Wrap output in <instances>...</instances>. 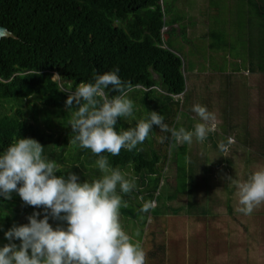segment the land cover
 Returning a JSON list of instances; mask_svg holds the SVG:
<instances>
[{
    "label": "trees",
    "instance_id": "trees-1",
    "mask_svg": "<svg viewBox=\"0 0 264 264\" xmlns=\"http://www.w3.org/2000/svg\"><path fill=\"white\" fill-rule=\"evenodd\" d=\"M210 2L215 7L212 10L208 7L209 12L213 14L214 11L213 19L216 21L235 7L249 12L246 19L239 17L233 21L244 30V34L249 35L247 53L251 64L264 71V0H234L231 8L225 0ZM97 9H102L105 14L99 16L100 23L93 22V17L99 14ZM182 18L183 13L172 11L167 0H0V24L10 31V34L0 37V152L13 139L33 138L44 146V151L48 152L47 159L58 164L57 175L78 171L81 181L91 179V176L86 178L88 173L91 175V168L98 170L96 166L92 167L98 157L91 150L73 144L71 155L74 161L70 167H64L65 159L61 151L56 150L57 146L66 147L73 134L69 122L75 105L71 110L66 108L68 92L74 91L80 82H92L95 74L117 68L127 96L134 102V114L129 117L132 123L127 118H120L117 130L135 127L137 120L147 118L151 111L162 115L170 128L172 125L177 128L175 117L194 90L186 87L183 59L170 45L169 31L175 32L174 24ZM163 25L170 26L165 37L161 31ZM184 28L180 25L183 37ZM239 31L233 36L240 38ZM139 37H143L138 46L144 53L145 69L159 76L158 79L152 78L151 82L131 77L126 65L131 55L139 50L135 40ZM228 37L231 36L220 27L211 26L205 38L209 40V47L220 49L228 47ZM63 49L78 55L79 74L74 69L63 71L61 66L66 64L61 54ZM36 51L42 54L45 51V56L41 60L35 59V63L29 62V54ZM54 71L69 80L54 78ZM155 86H159L161 91ZM106 91L110 96L118 94L111 88ZM181 92L182 98L176 97ZM140 109H145L146 113L140 115ZM236 123L232 127L238 126L239 122ZM169 134L154 125L143 144L138 145L140 151L122 149L118 156L104 153L112 167H131L137 175L138 190L123 197L129 206L121 210L124 215L134 216L140 224H145L150 213H159L157 207L147 214L140 213L142 204L139 197L143 196L148 201L155 198L156 191L160 193L159 171L167 159ZM155 135L160 139L157 140ZM81 153L83 163H89L80 171L76 169L79 167L76 162ZM189 163L186 207L191 214L205 213L206 206L196 199L197 174L202 166L192 159ZM177 194L174 188L168 195L176 197ZM5 201L0 196V207ZM40 209L44 212L42 207ZM141 216L144 219H140ZM150 232L155 243L149 255L156 256V263L163 264L165 245L155 239L154 229Z\"/></svg>",
    "mask_w": 264,
    "mask_h": 264
},
{
    "label": "rangeland",
    "instance_id": "rangeland-1",
    "mask_svg": "<svg viewBox=\"0 0 264 264\" xmlns=\"http://www.w3.org/2000/svg\"><path fill=\"white\" fill-rule=\"evenodd\" d=\"M167 1L172 5V11L183 13V18L174 24L177 28L175 32L169 31L170 26L164 27L163 36L169 31L170 45L183 59L186 87L194 89L175 117L177 129H193L196 120L191 109L198 102L213 112L219 123L217 130L209 133L203 142L194 139L190 146L183 144L173 148L171 134L167 136V159L159 171L160 193L156 191L153 199L159 213H150L151 221L147 218L145 224H140L134 216L124 215L121 210V223L132 239L143 246L147 253L146 264H159L154 256L148 254L155 243L154 235L150 232L153 229L155 239L165 245L163 257L166 264H264V204L250 215L239 212L237 189L227 179L231 176L244 181L251 172L264 165V71L251 64L247 51L238 42L241 38L232 36L239 30L237 34L244 35V30L239 29L233 19H246L249 12L235 7L229 10L232 16L225 13L219 18L220 21H216L209 12V8L212 10L215 7L210 0ZM225 1L229 3L230 0ZM228 7L231 8V5ZM97 10L99 14L93 17V22L100 23L99 16L105 14L102 9ZM180 25L185 26L184 37L180 33ZM211 26L220 27L231 36L227 38L230 41L228 47L218 49L208 46L209 40L205 37ZM135 40L139 50L126 63L130 76L143 78L146 82H151L152 78L158 79L156 73L145 69L144 53L138 46L143 37ZM61 54L66 59V64L61 66L63 71L74 69L79 74L78 55L68 49H63ZM44 56L45 51L44 54L36 51L29 54L28 60L35 63V59L41 60ZM53 77L59 81L69 80L61 78L57 71H54ZM138 86L147 88L143 84ZM157 88L161 91L159 86ZM145 111L140 109V115ZM127 121L132 123L133 120L127 118ZM237 121L238 126L232 127ZM154 137L160 139L158 135ZM229 137L234 142L224 157L219 143H226ZM73 147L70 142L66 147H56L65 159L64 167L73 164ZM47 155L48 152L44 151L43 156L47 158ZM83 158L81 153L76 162L79 165L77 170L88 166L89 162L83 163ZM190 159L202 166L197 174L196 199L206 206L205 213L191 214L186 207ZM122 170L135 176L131 167ZM89 172L91 175L88 173L86 178L100 175L99 170L93 168ZM174 188L178 194L171 197L168 194ZM37 211L41 213L39 219H43L44 212L40 208L26 205L18 193L13 192L12 199L6 200L0 207V247L9 243L4 235L7 230L14 224L29 223L27 217ZM49 222L53 227L60 223L53 219ZM12 242L20 244L19 240Z\"/></svg>",
    "mask_w": 264,
    "mask_h": 264
},
{
    "label": "clouds",
    "instance_id": "clouds-1",
    "mask_svg": "<svg viewBox=\"0 0 264 264\" xmlns=\"http://www.w3.org/2000/svg\"><path fill=\"white\" fill-rule=\"evenodd\" d=\"M118 72L117 68L95 74L92 82H80L68 92L66 101L68 110L75 105L69 122L73 133L70 144L89 149L98 157V177L81 181L72 171L57 175L58 164L43 156L44 146L33 138L13 139L0 152V196L11 200L15 192L26 205L44 210L43 219H39V211L34 212L27 217L29 223L14 224L4 233L9 243L0 247V264H146L143 246L121 223L120 210L129 206L123 197L138 190L137 177L112 167L104 153L118 156L122 149L140 151L138 145L143 144L154 125L171 134L173 148L190 146L194 139L203 142L217 130L219 122L213 112L197 103L191 109L196 120L192 130L170 128L162 115L151 111L147 118L138 119L135 127L118 131L119 119L134 114V102L127 96ZM109 88L118 94L110 96L106 91ZM233 142L229 137L226 143H219L224 157ZM227 179L237 189L239 212L250 215L264 204V165L244 181L231 176ZM139 200L140 213L147 214L157 207L154 200L145 201L143 196ZM50 219L60 223L53 227Z\"/></svg>",
    "mask_w": 264,
    "mask_h": 264
},
{
    "label": "crops",
    "instance_id": "crops-1",
    "mask_svg": "<svg viewBox=\"0 0 264 264\" xmlns=\"http://www.w3.org/2000/svg\"><path fill=\"white\" fill-rule=\"evenodd\" d=\"M234 0H230L229 1V4H232L231 2H233ZM226 4H227V2H226ZM225 13H228L230 16H232V13H230V11H227V12H225ZM210 14H212L211 12H210ZM213 14H214V11H213ZM233 36V35H232ZM253 36H255L254 34H253ZM236 38H237V36H235ZM239 37L241 38L240 39V41H238L239 43H240V45L242 46V48H245V50L246 51H249L248 49H249V47H250V42H249V40H248V38H249V35L246 33V34H244V35H239ZM253 46L255 45V43H253L252 44ZM161 243V242H160ZM148 254H149V252H148ZM164 254H162V256H163ZM156 257V256H155ZM154 257V258H155ZM156 260V259H155ZM163 263L164 264H166V260H165V258L163 257Z\"/></svg>",
    "mask_w": 264,
    "mask_h": 264
},
{
    "label": "water",
    "instance_id": "water-1",
    "mask_svg": "<svg viewBox=\"0 0 264 264\" xmlns=\"http://www.w3.org/2000/svg\"><path fill=\"white\" fill-rule=\"evenodd\" d=\"M5 34H10V31L5 26H3L2 24H0V37L2 35H5ZM180 95H182V92L179 93V94H177L176 96H180Z\"/></svg>",
    "mask_w": 264,
    "mask_h": 264
},
{
    "label": "built area",
    "instance_id": "built-area-1",
    "mask_svg": "<svg viewBox=\"0 0 264 264\" xmlns=\"http://www.w3.org/2000/svg\"><path fill=\"white\" fill-rule=\"evenodd\" d=\"M168 25H163L162 28H161V31L164 32L163 28L166 27Z\"/></svg>",
    "mask_w": 264,
    "mask_h": 264
}]
</instances>
